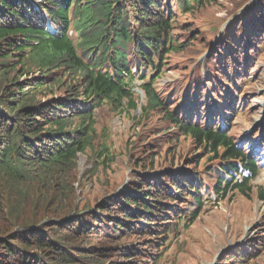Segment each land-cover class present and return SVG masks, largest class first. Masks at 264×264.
I'll use <instances>...</instances> for the list:
<instances>
[{"label": "trees", "instance_id": "trees-1", "mask_svg": "<svg viewBox=\"0 0 264 264\" xmlns=\"http://www.w3.org/2000/svg\"><path fill=\"white\" fill-rule=\"evenodd\" d=\"M125 1L127 9L119 0H0V264H106L111 262L109 254L96 243L113 242L110 240L117 235H123L114 240L117 243L128 236L137 238L122 251L130 261L139 254L138 248L143 246L140 242L147 244L151 235L160 233L158 247L167 249L168 231L163 225H169L170 219L177 216L171 225L182 222L188 227L204 207L201 171L180 174L171 182L168 172L155 177L134 173L126 194L106 197L97 204L96 211L77 215V211H65L67 204L54 193L57 174L73 168L79 152L88 148L94 108L103 103L122 111L125 104L132 109L137 106L129 84L135 75L121 47L128 41L134 44L133 61L138 71L155 72L150 82L151 75L140 77L147 81L141 85L146 100L143 112L163 106L151 84L160 76L166 54L182 48L170 38L175 15L170 11L166 15L160 0ZM206 1L177 0L181 12L198 9ZM36 7L46 13L56 34L45 30V19ZM129 12L133 14L132 25L127 20ZM262 13L254 15L248 27L241 25L236 31L248 49L246 54L230 51L234 57L224 51L226 56L221 60L229 65L225 71L230 65L239 67L241 62L249 65L251 41L259 38L260 43L264 42ZM69 27L80 37L76 45L67 37ZM231 37L233 43L239 41ZM88 51L93 56L86 58ZM61 69H65L63 75L52 73ZM35 71L37 76L33 75ZM47 90H58L62 95L44 100L41 97ZM232 105L231 100H224L223 110H230ZM189 111L186 122L164 108L161 114L185 138L208 150L213 160L218 159L223 172L211 169L210 163L205 169L210 173L202 176V181L214 182L212 191L217 202L228 191L248 196L258 167L244 157L227 134L229 114L217 108L214 124L202 125L201 118L193 122L200 110L191 107ZM219 119L220 130L215 127ZM151 152L143 150L139 156L144 169L154 168ZM247 171L250 178L246 177ZM161 177L178 195L165 194ZM261 196L264 199V190ZM179 199L191 202L188 208L194 209L190 218L178 209H168ZM232 259L228 257L229 262Z\"/></svg>", "mask_w": 264, "mask_h": 264}, {"label": "rangeland", "instance_id": "rangeland-1", "mask_svg": "<svg viewBox=\"0 0 264 264\" xmlns=\"http://www.w3.org/2000/svg\"><path fill=\"white\" fill-rule=\"evenodd\" d=\"M160 2L164 13L169 8L174 13L170 36L178 46L182 45L181 49L166 54L160 76L151 84L155 95L163 103L162 108L186 122L189 109L185 113L183 109L189 107L190 103L195 105L197 100L199 118L201 124H205L206 116H211V108L220 104L225 97H233L234 113L228 111L229 121L233 122L229 133L236 148L246 158L256 159L259 176L252 180L253 189L248 196L228 191L223 200L203 207L198 218L188 227L182 222L171 225L176 223L177 216L170 219L169 225H163L168 231L165 250L158 247L161 244V240H157L160 233L149 236L145 245L140 242L143 246L138 248L139 254L130 261L122 251L136 243V237L128 236L117 243L114 240L123 236L117 235V238L110 240L113 242L96 244L109 254L107 259L111 262L106 264H129L131 261L134 263L130 264H264V199L261 196L264 190V42L260 43L259 38L251 41L250 63L235 76L234 86L230 84L231 79L236 74V68L239 70L244 62L239 67L230 65L225 71L229 65L221 60L226 56L224 51L246 52L248 46L237 38L236 31L241 25L248 27L247 23H251L254 15L261 12L264 15V0H207L202 7L185 12L179 10L177 0ZM32 4L36 5L34 2ZM35 9L44 19L46 14L37 7ZM69 16L71 18L72 14ZM127 19L131 24L132 12ZM68 35L75 39L72 29H69ZM231 35L239 41L233 43ZM243 58L244 55L239 61ZM228 63L232 62L228 60ZM135 65L129 59L130 71L135 72V78L130 83L136 108H130L125 101L126 109L123 111L104 103L96 106L92 111L95 123L88 148L79 152L73 168H64L57 174L54 193L67 204L65 211H77L74 215L96 211L97 204L106 197L111 199L112 196L126 194L131 189L134 173L155 177L168 172L171 182L180 174L201 171L199 180L202 194L213 193L214 182L209 179L202 181V176L210 173L205 171L210 163H213L211 169L220 172L218 159L213 160L214 156L208 150L198 148L191 138H185L170 122L162 119L161 107L143 112L146 106L145 91L140 92V86L144 82L139 80L138 75H150L152 72H144V69L138 72ZM64 70L52 73L63 75ZM37 74L36 71L33 73L35 76ZM153 76L155 74L151 75L149 82ZM224 86L229 94L221 91ZM59 95L62 93L58 90H47L41 98L45 100ZM92 101H89L90 105ZM84 107L92 109L86 104ZM199 118H194L193 122L199 121ZM164 130L167 131L157 136ZM255 149H259L258 152ZM143 150L152 151L149 155L154 161V168L141 167L139 156ZM159 181L166 189L165 194L173 195L176 192L163 177ZM190 205L189 200L179 199L168 209H178L190 218L194 209L193 206L188 208ZM69 226L67 224L66 227ZM93 239L97 241L95 237ZM241 255L245 257L239 261ZM229 256L233 257L230 262Z\"/></svg>", "mask_w": 264, "mask_h": 264}]
</instances>
